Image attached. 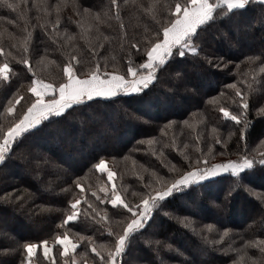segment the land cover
I'll return each mask as SVG.
<instances>
[{
  "label": "trees",
  "instance_id": "obj_1",
  "mask_svg": "<svg viewBox=\"0 0 264 264\" xmlns=\"http://www.w3.org/2000/svg\"><path fill=\"white\" fill-rule=\"evenodd\" d=\"M48 2L52 4L56 0ZM76 2L79 9L65 8L59 30L51 36L39 26L44 13L33 7L38 0H27V5L22 3L18 11L0 7V30L6 29L0 46L20 58L23 50L19 44L31 32L30 65L38 76L54 84L63 78V65L73 51L81 59L80 68L85 72L96 63L90 52L92 47L98 48L102 71L126 74L129 60L134 66L143 62L141 52L131 44L138 43L142 48L146 43L144 37L159 30L157 20L163 22L159 10L154 19L140 7H147L150 0H136L135 4L132 0L128 3L118 0L125 28L122 30L120 22L112 19L101 26L99 33L95 29L85 32L87 25L81 28L77 21L84 23L81 21L84 8L90 12L111 9L110 0ZM166 2L174 3V0ZM48 19H55V13ZM243 26L247 27L243 39L248 47L243 46L242 38L234 37L239 30L241 37ZM73 34L75 39L67 41ZM122 34L126 35L122 38ZM222 35L228 37L226 43H222ZM105 36L109 39L104 40ZM12 43L17 48H11ZM197 43L199 55L174 56L157 73L159 78L153 82L154 86L150 85L147 96L120 94L111 99L86 101L74 106L75 111L69 110L71 115L66 114L65 119L52 118L59 119L58 123L45 121L47 126L42 125L41 132L25 134L13 146L9 159L0 165V264H22L25 243L47 239L51 244L55 234L64 228L92 237L97 246L110 242L108 225L99 217L92 219L95 213L84 202L87 199L101 212L107 211L111 226L119 230L117 222L122 217L114 214L116 210L111 205L100 204L91 195L92 190H98L107 180L106 174L98 173L93 167L100 158L108 160L109 167L116 172L109 187L112 183L123 186L131 200L136 199L133 192L143 190L141 176L144 182L153 179L152 172L169 177L173 175L169 172L171 165L184 171L190 166L202 167L197 160L207 159L211 165L239 160L243 155L260 158L259 153L264 152V114L258 112L264 108V5L252 0L241 15L210 22L200 32ZM251 56L258 59L249 62ZM3 59L0 57V61ZM9 61L12 78L0 84V128L5 129L12 119L4 112L8 100L14 95L24 97L16 107L18 116L31 98L27 87L32 73L22 63L11 58ZM232 84L241 90L249 105L246 114L241 115V124L225 118L219 111L225 107L233 114L244 112L235 89L227 87ZM245 118L247 128H244ZM241 129L245 132L244 139ZM61 132L69 139L68 144L65 139L53 140ZM217 138L221 144L215 142ZM36 150L41 156L37 164L34 160L25 163L24 156ZM44 167L48 168L47 172L42 170ZM241 175L245 179L239 183L226 173L213 178L212 183L205 182L204 187L174 192L154 210L143 234L131 240L120 258L121 264H232L246 242L264 241V165L256 164ZM30 176L35 181H30ZM77 183L84 188V199L79 205L81 215L61 228L68 201L81 195ZM209 225L212 231L207 230ZM60 251L56 245L49 259L55 257L58 264H64L67 257H61ZM246 251L257 264L264 258L259 248ZM74 255L78 264L99 260L87 240L80 243ZM37 256L39 264H48L42 249L37 250Z\"/></svg>",
  "mask_w": 264,
  "mask_h": 264
},
{
  "label": "snow or ice",
  "instance_id": "obj_2",
  "mask_svg": "<svg viewBox=\"0 0 264 264\" xmlns=\"http://www.w3.org/2000/svg\"><path fill=\"white\" fill-rule=\"evenodd\" d=\"M251 2L252 0H174V3H167L166 0H150L147 7L140 5L154 19L159 10L160 19L163 22L160 23V20H157L159 30L153 32L151 36L144 37L146 43L142 48L138 43L131 44L132 48L141 52L143 62L134 66L133 62L129 60L126 74L102 71L98 58V48L92 47L90 52L93 59L96 60L94 67L86 72L81 71V59L74 51L70 52L67 62L63 65V78L59 83L54 84L38 76L35 68L30 65L28 53L31 32H28L19 44L23 50V56L20 58L14 56L11 51L5 52L4 47L0 46V57L4 58L0 61V84L8 82L12 78L13 69L10 66L9 58L27 66L28 71L32 73L30 84L27 87V91L31 93V98L26 109L18 116L15 115L17 105L24 99L22 95H14L4 107V112L12 119L6 129L0 128V165L6 163L9 154L13 151V146L18 145L25 138V134L35 135L41 132L43 130L42 125L47 126L44 124L45 121L49 124L58 123L59 119L66 118V114L71 115V111L76 110L74 108L76 105L85 104L86 101H93L96 98L111 99L120 94H143V96H147L151 91L150 85L154 86L153 82L159 78L157 73L164 70L174 56L185 57L186 54H191L195 57L199 55L197 41L200 39V32L205 30V26L218 18L230 20L233 16L241 15ZM22 3L26 6L27 0H15V2L14 0H0V7L18 11ZM110 3L111 9L101 12H90L89 9L84 8L83 15H81V21L84 23L77 21L78 26L84 28L86 24L85 32L95 29L99 33L102 25L115 19L120 22L119 26L123 30L125 24L121 19L118 0H110ZM125 3H128V0H125ZM132 3L135 4L136 0H132ZM259 3L264 5V0H259ZM69 6L73 9L80 7L76 0H56L52 4H49L48 0H38V3L33 4L34 8L44 13V18L39 26L45 30L46 34L51 36V33L58 32L61 25V13ZM52 13H55V19H48ZM77 14L80 15L79 12ZM20 15L23 18L24 12H21ZM37 19L41 18L38 17ZM49 27L51 32H48ZM5 34L6 29L0 30V41L3 40ZM7 35L9 38L15 39L10 33ZM123 35L126 34H122V38ZM84 38L85 36H81V39ZM74 39V34L67 37V41ZM103 39L108 40L109 38L105 36ZM53 42L56 43L57 41L54 39ZM75 47L76 45L73 44L72 48ZM99 47H103V44H100ZM11 48H17V44L12 43ZM256 59L258 57H248L249 62H255ZM106 67L107 65H105ZM227 87L235 89V96L240 98L239 103L244 112L233 114L225 107H220L219 111L223 113L225 118L234 121L236 124H241V115L246 114L249 107L248 101L241 90L236 88V85L232 84ZM250 88L251 85H249ZM146 89L148 91H145ZM143 96H140L141 100ZM258 112L264 114V108L258 109ZM52 118L59 119L53 120ZM243 123L244 128H247L246 118ZM244 136V129H241V139H244ZM215 142L217 144L222 143L219 138ZM259 157L257 159L243 155L239 160H228L211 165L208 164L207 159L197 160V164H202V167L190 166L188 170L184 171L177 169L176 165H171L169 172L173 175L169 177L159 176L152 172L153 179L144 182V178L141 176L143 190L132 193L136 198L135 200L128 198L127 189L123 186L118 187L112 183L109 187V183L116 176V172L109 167L108 160L100 158L93 167L98 173L106 174L107 180L98 187V190H92L91 195L96 197L100 204L111 205L112 209L116 210L114 214L122 217V220L117 222L119 230H114L111 226L107 211L101 212L87 199L84 202L95 213L92 219L95 220L99 217V220L108 225L106 231L108 237L111 238L110 242L97 246L92 237H85L64 228L70 221H76L81 215L79 205L84 199L82 195L84 188L80 183H77L76 187L80 189L81 195L68 201V207L60 225L61 228H64L63 232L55 234L51 244L47 239L25 243L23 249L26 256L22 264H33L34 257L36 264H39L38 249H42V255L48 260V264H58L55 257L49 259L56 245L61 248L59 255L67 257L64 264H78L74 254L77 252L80 243L85 240L88 241V246L95 253V257L99 258L98 262L94 258L93 264H121L120 258L125 254L131 240L137 234H143L154 210L160 207L162 202L172 196L174 192H180L193 186L204 187L205 182L212 183L213 178L221 173H230L239 183L245 179V176L241 175L242 173L252 170L256 164L264 165V152H260ZM98 192L103 193V196L98 195ZM207 230L212 231V226H207ZM227 234V230H225L224 235ZM247 248H259L261 254H264V241L246 242L244 248L238 250V258L233 260L232 264H257V260L248 255ZM80 255L83 256L84 254L80 253ZM259 264H264V258L260 260Z\"/></svg>",
  "mask_w": 264,
  "mask_h": 264
},
{
  "label": "rangeland",
  "instance_id": "obj_3",
  "mask_svg": "<svg viewBox=\"0 0 264 264\" xmlns=\"http://www.w3.org/2000/svg\"><path fill=\"white\" fill-rule=\"evenodd\" d=\"M244 28L242 29V31H241V34H239L241 37H239L238 36V33H239V31L234 35V37H235V39L238 37V38H242V40H241V43H243V46H246V47H248V43H247V41L245 40V39H243V35H244V33H245V31L247 30V27L246 26H243ZM228 37H226V35L225 36H221L220 37V39L222 40V43H226L225 41H226V39H227ZM221 43V44H222ZM220 50H222V46L220 45ZM183 109H185V107L184 106H182V110ZM105 121V119L103 120V122ZM99 134H101V132H99ZM65 139V143L66 144H68L69 143V139L68 138H66L65 137V135H64V133L63 132H61V133H58L57 134V137L55 138V139H53L54 141H62V140H64ZM87 150L89 151L90 150V148L88 147L87 148ZM92 150V149H91ZM29 152H32V151H29ZM28 152V154H26L25 156H24V158H23V161L25 162V163H27V162H29L30 163V161L31 160H34V162L37 164V160L38 159H40L41 158V156H40V154L39 153H37L38 152V150H36V152H34V154H32V153H29ZM44 172H47L48 171V168H43L42 169ZM221 174H226V173H221ZM220 174V175H221ZM31 177V176H30ZM34 177V176H33ZM33 177H31L29 180L30 181H32V179H33V181H35V178H33ZM194 210L195 211H197L198 210V207L197 206H195L194 207ZM198 258H196L195 257V260H197Z\"/></svg>",
  "mask_w": 264,
  "mask_h": 264
}]
</instances>
